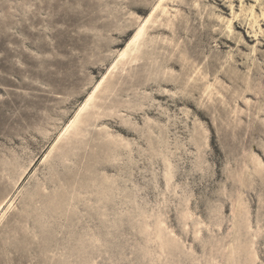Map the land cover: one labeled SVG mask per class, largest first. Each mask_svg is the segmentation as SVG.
<instances>
[{"label":"rangeland","instance_id":"obj_1","mask_svg":"<svg viewBox=\"0 0 264 264\" xmlns=\"http://www.w3.org/2000/svg\"><path fill=\"white\" fill-rule=\"evenodd\" d=\"M155 3L0 0V264H264V0L166 2L160 85L112 70Z\"/></svg>","mask_w":264,"mask_h":264},{"label":"bare ground","instance_id":"obj_2","mask_svg":"<svg viewBox=\"0 0 264 264\" xmlns=\"http://www.w3.org/2000/svg\"><path fill=\"white\" fill-rule=\"evenodd\" d=\"M174 1L175 0H156V3L153 5V7H152V9H151V11L147 17H144L142 19L140 17L135 18L136 23H137V28H136L133 36L130 38L129 42L127 43L125 49L119 54V59L117 60V62H115L112 70L115 69L121 61H125L123 66L133 68L134 66L138 67L139 62L142 61L143 59H145L149 62V64L146 65L148 67V72H147V76L145 77L144 83H148V82L152 81L153 83H157L158 85H160L161 83L157 82V79L160 78V76L165 75L166 73H171V70H169V68H165V67L163 68V71H161V66L158 65V61H157V58H158V52L157 51L158 50L155 48L156 46H154L157 42L156 41L157 38L154 37L155 39L151 38L148 40L147 39V37H148L147 33H148V30H155V29H159L160 27H170L171 26L172 21L169 19H165L169 13L165 3L166 2H174ZM196 8H197V6H196ZM141 12H143V11L141 10ZM261 16L264 18V11L261 13ZM173 17L176 18L177 16L173 15ZM250 17H251L250 19L253 18V23H255L257 19L255 18L252 10L250 11ZM237 18L238 17L236 15L233 16V19H237ZM218 19H219V17H218ZM231 24H232V22L230 20L227 22V25H226V30H227L228 34L231 33ZM162 41H163V39H162ZM145 70H147V69H145ZM192 72L196 76H201L202 78H200V79H202V80H206V78H207V74L202 73L200 68L199 69L194 68ZM192 77H193V75H191V74H189L187 76L186 84H188L189 80ZM161 78L163 79V77H161ZM105 80H106V77L103 78L101 80V82L99 84H97L96 87H94V90L88 95L84 104L81 105L82 107L79 108V110L77 111L74 118L69 122L68 125H66L67 127H66V129L62 135L63 138L67 134L69 135L71 131L77 130V128L81 124H85L86 121L89 120V119L85 120L84 116L88 114V110L94 108L93 104H94L95 100L97 99V94L103 88V86L105 84ZM212 86L213 85H211V84L210 85L207 84L206 86H204V88L201 92V94L203 96H205L208 101L212 100V97H211L213 95V93L211 91ZM248 91H251L250 87H247L245 91H242L239 94L237 93V96L241 97L243 92L245 93ZM217 94H218V92H217ZM262 96L264 99V93H262ZM245 102L248 104V101H245ZM233 113H236V112H233ZM258 116H264V108L259 109ZM263 125H264V121H263ZM61 138L59 140H61ZM57 144H59V143H57ZM56 147H57V145H56ZM52 148H54V146ZM251 160H252V162L255 163L254 166H256V168H259V167L263 168V166H262L263 162L261 160H259L258 157H255L252 155ZM8 203H9V201H8ZM243 206H244V203L241 199H238L237 203L233 206L232 212H233V219L235 222H233L232 226L234 227L236 225H242V227H245V229L247 231H249L250 227H249V225H247V218H246V214H247L246 210L247 209ZM241 207H243V208H241ZM239 208H241L240 211H238ZM157 228L160 229L161 227H157ZM161 230H163V229H161ZM246 234H247V232H246ZM156 238H157V236H156ZM251 242L252 241H250V243ZM239 249H240L239 244L236 247L231 248L229 254L226 256V258H224V260L227 261V264H233L236 262L238 264H254L255 259H256V255L253 252L252 253L246 252L244 254V253L240 252ZM245 251H247V250H245ZM238 257H240V258H238ZM221 258H223V257H221Z\"/></svg>","mask_w":264,"mask_h":264}]
</instances>
